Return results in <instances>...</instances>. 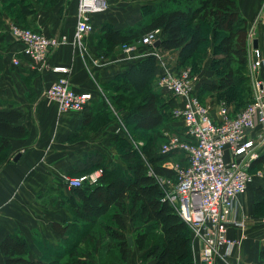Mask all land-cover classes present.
Returning a JSON list of instances; mask_svg holds the SVG:
<instances>
[{
  "label": "crops",
  "instance_id": "0c3cea01",
  "mask_svg": "<svg viewBox=\"0 0 264 264\" xmlns=\"http://www.w3.org/2000/svg\"><path fill=\"white\" fill-rule=\"evenodd\" d=\"M78 2L0 0V111L19 112L20 117L14 125L25 129L24 136L8 137L7 146L0 151V242L6 236L23 239L27 245L24 257L31 261L41 259L43 249L61 244L69 235L65 230L81 223L74 221L73 204L83 202L73 188L64 184L61 174L74 172L77 162L84 163L95 153L103 156L104 164L115 161L117 149L113 136L129 139L125 133L128 128L124 130L123 123L129 111L118 99L119 94L125 92V84L137 88L147 87L150 83L149 89L158 94L161 119L148 131L154 138L159 135L164 138L165 133L172 131L168 126L170 111L182 102L181 98H173L160 91L154 76L149 79L150 76H143L133 68L150 55L142 53L156 51L171 70L178 73L184 66L177 64V49L168 50L161 45L151 49L136 45L131 53H126L122 45H112L105 35L109 32L127 35L129 30L147 23L155 13L181 7L185 2L106 0L105 10L90 14L93 30L83 36L81 44L74 41ZM236 6L237 13L245 19L249 41L252 44L256 41V47L264 58V0H236ZM9 22H18L49 37H65L49 53L45 68L37 70L21 53L22 44L8 31ZM207 37L208 45L197 61L193 87L200 100L209 106L211 115L217 118L220 103L227 104L231 112L236 113L242 109L237 106L244 100L234 102L232 95L224 93L228 87H214L218 76L211 68L216 45L213 20ZM13 58L19 60L18 65L13 64ZM58 65L69 67V83L76 92L91 94L84 110L59 114L56 103L44 96V89L59 76L52 71V67ZM253 81L259 82L264 89V65L251 77L250 90H253ZM230 90L234 92V88L230 87L228 92ZM227 96L231 98L227 100ZM132 135L136 142L143 143L140 136ZM245 138H252L256 145L257 157L251 163L252 169L255 160L264 153V126L257 125L247 132ZM109 210H112L111 204ZM233 215L243 219L246 227H229L228 235L238 243L227 253L221 248L213 264H264V259L259 258L264 242L263 217L239 214L238 206ZM129 225L127 231L131 233ZM97 241L93 245L99 243L96 249L104 245L101 239ZM191 251L193 263L204 264L201 243L192 234ZM142 254L143 250L140 251L137 245H129L126 261L120 264L154 263L152 259L143 262ZM0 264H5V256L1 252ZM94 264L99 263L94 260Z\"/></svg>",
  "mask_w": 264,
  "mask_h": 264
},
{
  "label": "trees",
  "instance_id": "16d2710c",
  "mask_svg": "<svg viewBox=\"0 0 264 264\" xmlns=\"http://www.w3.org/2000/svg\"><path fill=\"white\" fill-rule=\"evenodd\" d=\"M174 1H183L186 4L155 13L147 23L138 29L129 30L127 35L122 32H109L105 35L107 41L112 45L133 44L139 40L141 35L160 28V45L168 50L177 49V64L184 66L188 60L197 56L203 46L202 51L204 50L208 43L207 34L213 20L215 34L225 32L215 45L214 55L217 54L219 57L211 62V68L218 76V83L214 87H228L224 93H227L230 87L234 90L241 88V101H244L237 107L243 108L251 100L252 91L246 89L247 96H244L242 74L234 75L238 74L239 70L233 64L244 67L248 62L240 38L246 33V22L236 11V0ZM192 23L194 24L191 25ZM133 68L143 76L144 74L150 76L149 79L154 76V82L159 73L157 59L151 54L137 62ZM149 84L147 87L137 86V88L135 86L131 88L133 86L129 87L125 84L124 91H130L127 94L125 92L119 94L118 99L129 111L123 123L130 132L140 136L143 140L142 149L148 155L150 166L135 155V148L127 139L118 135L113 136L117 152L122 150L119 154L126 163L128 174L122 173L121 167L114 161L104 164L103 156L99 153L90 155L84 163L77 162L74 172H69V174L80 175L98 167L103 169V174L94 186L87 184L73 188L83 202L73 204L75 205L74 221H80V225L70 226L69 230H65V233L69 234L68 238L63 239L58 246L43 249L42 258L35 261L24 257L27 245L23 239L15 236L4 237L0 242V252L5 256V264H94L96 253L90 246L94 245L97 238L104 242L107 253L114 250L116 257L122 263L126 261L130 245L128 236H132V244L143 250L141 256L143 262L152 259L153 264H194L191 253V232L187 230V224L177 214H172L173 206L168 201L161 200L164 192L156 176L174 179L175 172L163 164L168 154L158 153L160 144L157 145L154 140H160L161 135L158 134L159 136L154 138L148 132L161 119L159 96L149 89ZM230 98L227 96V100ZM235 99L234 102H241L239 97ZM143 108H148V110L143 113L141 112ZM19 117L20 113L14 110L0 111V151L7 146L8 137L25 135L23 127L14 125ZM263 160L264 153L255 160L250 171H254ZM108 188L115 192L107 194ZM97 190L101 191L99 193L102 195L101 199L94 195ZM255 193V203L264 204V182L260 184ZM110 204L112 210H109ZM169 218L176 220L174 226L185 228L183 233L174 227H164ZM128 223L134 225L131 233L127 231ZM95 228H100L102 234L97 236ZM155 230L160 231V234H155ZM70 234L73 236L70 237ZM65 243L68 246H63ZM87 246L89 250L85 252L87 256L83 258L79 249ZM63 257H67L68 260L64 261ZM259 258L264 259V242L260 247ZM111 260V264H116L117 261Z\"/></svg>",
  "mask_w": 264,
  "mask_h": 264
},
{
  "label": "built area",
  "instance_id": "2783aa9c",
  "mask_svg": "<svg viewBox=\"0 0 264 264\" xmlns=\"http://www.w3.org/2000/svg\"><path fill=\"white\" fill-rule=\"evenodd\" d=\"M107 8L106 0H79L74 41L81 44L86 33L93 30L90 14ZM10 34L22 44L21 53L37 70L46 67L49 53L62 43L64 36L49 37L44 33L8 23ZM161 40V30L156 28L140 36L133 44L122 45L126 53H131L136 45L153 48L155 41ZM251 43V41H250ZM247 59L250 76L264 65V58L257 47L250 44ZM155 56L159 73L155 79L158 89L173 98H181L178 106L172 107L170 115L181 122L176 131L164 134L158 146V153L167 155L183 153L184 166L172 165L175 178L156 176L163 189V201H168L176 214L191 228V234L201 243L204 264H213L220 249L227 252L238 241L228 235L231 225L245 228L243 219L234 218L237 201L244 195L254 179H264V167L250 171L251 163L257 154L252 138H245L248 131L257 125L264 126V89L253 81L251 100L238 112L233 113L225 103H220L217 118L209 106L204 104L194 91V76L188 71L175 74L156 51L144 54ZM14 65L19 60L13 58ZM52 71L58 78L44 89V96L53 100L59 114L68 111L84 110L91 99L89 92H76L69 83V67L54 66ZM103 169L98 167L88 173L61 174V180L71 188L96 184ZM264 219V218H263ZM242 237H245L242 234Z\"/></svg>",
  "mask_w": 264,
  "mask_h": 264
},
{
  "label": "rangeland",
  "instance_id": "374dc122",
  "mask_svg": "<svg viewBox=\"0 0 264 264\" xmlns=\"http://www.w3.org/2000/svg\"><path fill=\"white\" fill-rule=\"evenodd\" d=\"M193 24L194 23H192L191 25H193ZM223 34H225V32L218 33L216 35V37H215L216 38L215 41L217 42V40ZM240 38H241V45H243V47H244V52H246V54H248L249 53L248 52V49H249L250 44H251L250 41H249V37L245 33V34H242V37H240ZM207 45L208 44L205 45V48L207 47ZM203 47L200 49L199 54L197 56L191 58V60H188L187 63H186V65H184V67L182 69H180L178 73H175V72L174 73L175 74H180L181 72L188 71L193 76L196 75V70H197L196 65H197V61L200 60V58L202 57L201 54L203 52L202 51ZM213 51L214 52L216 51V47L213 48ZM213 56H214L213 59H212L213 61L216 58L219 57L217 54L214 55V53H213ZM233 66L237 67V69L239 70V73L238 74H234V75H241L242 74L241 75L242 76L241 78H242V80H244V82L242 81V85L244 87L243 88L244 89L243 90V94H244V96H247L246 95L247 92L245 90L248 89L250 91V86H251V76H250L249 63L247 62V64L244 67H241L240 65H238L236 63L233 64ZM238 90L239 91L234 90L233 93L229 92V93H226V94H229L230 96L232 94L234 100H236L235 98H238L239 97V100L241 101V93H240V90H242V89L241 88H238ZM160 91H162V90H160ZM240 108H241V106H240ZM145 110H148V108H143L141 112L145 113L146 112ZM175 120H177V119H175L171 115H169V118H168V126L171 127L170 130H172V131H176L180 127V121L177 120V121H179V122H177ZM124 130H125V126H124ZM127 131L128 130H125V133L127 134L128 138H129V139H127V141H129L132 144V146L135 148V152H136L135 155L138 156L139 158H141L145 162L146 165L150 166L148 155H146L144 153V149H142L143 143L142 144H139L138 142H136L135 141L136 138L135 137L133 138V135H132L133 132H129L128 133ZM159 138H160V140H158V139L157 140H154V141H156V144L157 145L160 144L161 141L163 140V138L161 136H159ZM116 145L118 146V144H116ZM119 147H121V146L119 145ZM120 151H122V150H120ZM120 151H118L114 155L115 156V161L114 162H115V164H118L121 167L122 173H127L128 174L127 169H126V163L120 158V154H119ZM185 163H186V158H185V155L183 153H172V154H168L167 158H165L164 161H163V164H165L168 168L172 169L174 172H175V170L173 169L172 165L177 166L179 168L181 166H184ZM263 167H264V160L255 167L254 171L256 169H261ZM254 171H251V172L253 173ZM99 178H98L97 182L99 181ZM171 181H174V179L171 180ZM263 182H264V180L254 179L249 184L247 192L244 195H242V196L239 197V199L237 201V206H238V212H239V214H260L259 216L264 218V204H257V203H255V194H256L255 192H256L257 188L260 186V184H262ZM91 186H94V183L91 184ZM107 190H108L107 191V194H109L112 191H114L111 188H108ZM100 192H101L100 190L95 191V193H94L95 197L101 199L102 195L99 194ZM171 212H172V214H176L175 209L173 207H172ZM170 217H173V216H170ZM175 221L176 220L175 219H172V218L167 219L166 222H165L164 227H167V228L168 227L169 228H173L174 227L176 230H180V232L183 233V230L185 228H183V227H176V225L174 226V224L176 223ZM129 224H130L129 226H131V227L134 226L132 223H129ZM96 229H97V234H98L97 236H99V234H102L100 228H95V230ZM187 230L189 232H191V228L189 226H188ZM159 232H157V230L154 231L155 234H160ZM72 236H73V234H70V237H72ZM130 238H132V236H130ZM97 239H98V241L100 240L99 238H97ZM131 241H132V239H131ZM132 243H133V241H132ZM97 244H99V243H97ZM97 244H96V246H97ZM63 246H68V244L65 243V244H63ZM96 246H93L92 245L90 247H93L92 249L96 253V255L94 257V260H96L99 264H111L112 263V260L111 259H114L113 262L114 261H117L116 264H120V261L116 257L117 255L114 252V250H111V251H109L107 253L106 249L104 248L105 245H103L102 247L97 248V249H96ZM79 250H80V252H82L80 255H82L83 258H85L87 256L85 252L87 250H89V247L88 246L87 247H84V248L81 247ZM139 250L141 251V249H139ZM62 259L64 261H67L68 260L67 257H63ZM110 260H111V262H110Z\"/></svg>",
  "mask_w": 264,
  "mask_h": 264
},
{
  "label": "water",
  "instance_id": "95a60500",
  "mask_svg": "<svg viewBox=\"0 0 264 264\" xmlns=\"http://www.w3.org/2000/svg\"><path fill=\"white\" fill-rule=\"evenodd\" d=\"M160 44H161V41H160V40H157V41L154 42L153 46H154V47H157V46H159ZM256 45H257V44H256V41L254 40V41H253V47L255 48ZM15 159H16V158H15ZM127 238H128L129 244L131 245V244H132V241H131L130 236H128Z\"/></svg>",
  "mask_w": 264,
  "mask_h": 264
}]
</instances>
